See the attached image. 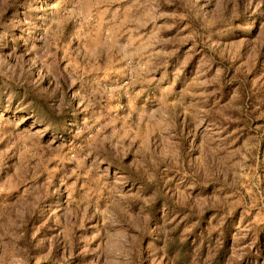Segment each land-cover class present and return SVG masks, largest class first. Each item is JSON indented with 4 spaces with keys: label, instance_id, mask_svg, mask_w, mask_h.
<instances>
[{
    "label": "rangeland",
    "instance_id": "obj_1",
    "mask_svg": "<svg viewBox=\"0 0 264 264\" xmlns=\"http://www.w3.org/2000/svg\"><path fill=\"white\" fill-rule=\"evenodd\" d=\"M0 264H264V0H0Z\"/></svg>",
    "mask_w": 264,
    "mask_h": 264
}]
</instances>
